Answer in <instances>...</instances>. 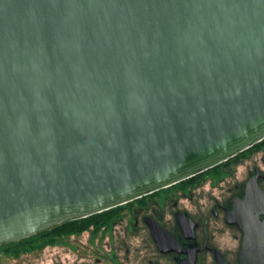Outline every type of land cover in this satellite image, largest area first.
I'll return each mask as SVG.
<instances>
[{
	"label": "water",
	"instance_id": "obj_1",
	"mask_svg": "<svg viewBox=\"0 0 264 264\" xmlns=\"http://www.w3.org/2000/svg\"><path fill=\"white\" fill-rule=\"evenodd\" d=\"M262 138L264 0H0V246ZM243 230L264 264V221Z\"/></svg>",
	"mask_w": 264,
	"mask_h": 264
},
{
	"label": "flooded vegetation",
	"instance_id": "obj_2",
	"mask_svg": "<svg viewBox=\"0 0 264 264\" xmlns=\"http://www.w3.org/2000/svg\"><path fill=\"white\" fill-rule=\"evenodd\" d=\"M218 165L111 208L81 231L55 232L50 243L66 249L50 264H239L249 216L264 221V138ZM248 195L253 208L242 211ZM33 246L11 242L0 253L15 259Z\"/></svg>",
	"mask_w": 264,
	"mask_h": 264
},
{
	"label": "rangeland",
	"instance_id": "obj_3",
	"mask_svg": "<svg viewBox=\"0 0 264 264\" xmlns=\"http://www.w3.org/2000/svg\"><path fill=\"white\" fill-rule=\"evenodd\" d=\"M85 235L86 233H84V236ZM36 249L38 250L36 251ZM65 249L66 248L64 247L53 246L47 240L43 241L42 243L37 241L34 243L33 247H30L28 249L17 250L14 254H20L21 252L24 253L20 254V256L14 255L15 257H18L15 259L12 256L9 257L0 253V264H50L52 262L51 255L56 252H65Z\"/></svg>",
	"mask_w": 264,
	"mask_h": 264
},
{
	"label": "trees",
	"instance_id": "obj_4",
	"mask_svg": "<svg viewBox=\"0 0 264 264\" xmlns=\"http://www.w3.org/2000/svg\"><path fill=\"white\" fill-rule=\"evenodd\" d=\"M219 165L217 166H214L212 168H215V167H218ZM112 210V209H111ZM108 210L104 211V212H101V213H97V214H93L91 216H88L86 218H82V219H76V220H71V221H67L63 224H60V225H57L55 227H52L50 229H47V230H44V231H41L39 233H37L36 235H33V236H30L26 239H23L21 241H18L16 243H29L31 242L32 240L35 242L37 241H41V240H38V239H41V238H46L47 241H51V236L55 233V232H59V234H67V233H70V232H77V231H81L83 228H85L86 226H88V224L96 219L97 217H99V215H102L103 213H106ZM36 239V240H35ZM44 240V241H46ZM43 242V241H42ZM15 244V243H14Z\"/></svg>",
	"mask_w": 264,
	"mask_h": 264
}]
</instances>
